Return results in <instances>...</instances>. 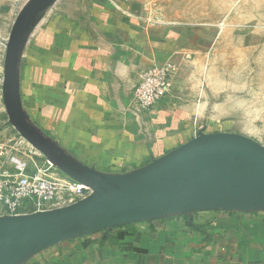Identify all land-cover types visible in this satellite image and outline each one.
<instances>
[{
	"label": "crops",
	"instance_id": "obj_1",
	"mask_svg": "<svg viewBox=\"0 0 264 264\" xmlns=\"http://www.w3.org/2000/svg\"><path fill=\"white\" fill-rule=\"evenodd\" d=\"M156 2L53 0L15 50L13 100L21 120L70 161L115 180L204 128L215 3L169 16V7ZM167 61L178 66L172 94L135 113L142 73ZM149 210L133 209L115 223L33 250L27 247L45 240L4 243L0 264H264V210L174 217Z\"/></svg>",
	"mask_w": 264,
	"mask_h": 264
},
{
	"label": "rangeland",
	"instance_id": "obj_2",
	"mask_svg": "<svg viewBox=\"0 0 264 264\" xmlns=\"http://www.w3.org/2000/svg\"><path fill=\"white\" fill-rule=\"evenodd\" d=\"M35 1L0 0V145L6 148L9 157L18 158L29 169H42L47 175L64 178V172L12 123L4 96L8 47L17 25L23 24L21 39L46 10L48 0H42L37 12L26 16ZM212 1L215 54L208 84L202 88L207 104L202 116L204 128L197 137L209 135L204 132L209 127L215 133L244 136L264 147V0H157L156 3L169 7L170 16L181 7L206 6ZM162 172L163 177L153 176L149 180L160 179L166 186L163 197L151 198L145 206L153 214L170 213L167 217H174L217 209L264 210V163L246 152L229 148L206 150L180 158Z\"/></svg>",
	"mask_w": 264,
	"mask_h": 264
},
{
	"label": "water",
	"instance_id": "obj_3",
	"mask_svg": "<svg viewBox=\"0 0 264 264\" xmlns=\"http://www.w3.org/2000/svg\"><path fill=\"white\" fill-rule=\"evenodd\" d=\"M41 1L36 0L28 9L26 16H30L35 10L37 12ZM52 1H46L45 8ZM22 26V23L17 25L8 47L4 96L9 117L23 137L45 154L49 161L51 159L54 161L52 164L57 165L71 179L89 186L93 192L85 200L69 207L18 217H1L0 245L17 240L30 242L36 239L45 240L39 244L33 243L38 244L35 248H39L53 237L76 236L115 223L133 209L145 207L151 198L159 199L166 194V186L162 180L149 181L153 176L161 177L162 169L165 167L180 158L202 151L235 149L246 152L264 163V147L259 143L240 135L213 133L197 137L162 159L140 169L133 176L119 180L105 176L94 169L77 165L64 154L54 150L17 114L13 100L14 64ZM31 246L29 245L27 250L35 249Z\"/></svg>",
	"mask_w": 264,
	"mask_h": 264
},
{
	"label": "built area",
	"instance_id": "obj_4",
	"mask_svg": "<svg viewBox=\"0 0 264 264\" xmlns=\"http://www.w3.org/2000/svg\"><path fill=\"white\" fill-rule=\"evenodd\" d=\"M178 66L173 61L145 70L133 90L132 109L142 113L157 107L173 92ZM92 189L78 181L32 170L0 145V218L52 211L85 200Z\"/></svg>",
	"mask_w": 264,
	"mask_h": 264
},
{
	"label": "bare ground",
	"instance_id": "obj_5",
	"mask_svg": "<svg viewBox=\"0 0 264 264\" xmlns=\"http://www.w3.org/2000/svg\"><path fill=\"white\" fill-rule=\"evenodd\" d=\"M184 159H185V158H184ZM182 160H183V159H182ZM188 160H189V159H188ZM50 162H51V163H54V161H53L52 159L50 160ZM180 165H181V164H180ZM164 171H165V170H164ZM171 171H173V170H171ZM162 177H163V176H162ZM200 178H201V177H200ZM200 180H201V179H200Z\"/></svg>",
	"mask_w": 264,
	"mask_h": 264
}]
</instances>
